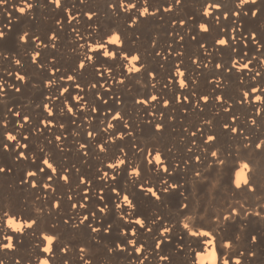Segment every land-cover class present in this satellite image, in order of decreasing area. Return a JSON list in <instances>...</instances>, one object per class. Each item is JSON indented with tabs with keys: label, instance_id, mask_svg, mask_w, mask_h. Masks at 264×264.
<instances>
[{
	"label": "bare ground",
	"instance_id": "1",
	"mask_svg": "<svg viewBox=\"0 0 264 264\" xmlns=\"http://www.w3.org/2000/svg\"><path fill=\"white\" fill-rule=\"evenodd\" d=\"M115 2L60 0L56 7L55 0H8L0 5V32L5 33L0 39V167L6 168L0 173V217L4 212L15 217L12 226L8 217L0 220V244L15 245L14 249L0 248V264H41L45 259L49 264H167L160 256L169 257L171 264H222L216 253L225 254L224 240L214 223L217 215L229 212L234 222L225 235L240 237L228 250L233 252L231 264L237 258L241 264H264V0H249L243 6L241 0H181L180 4L175 0H120L122 8H110ZM129 4L136 7L126 11ZM20 7L26 12H19ZM145 8L148 13L141 16ZM201 25H207L208 31ZM25 34L27 41L21 39ZM53 34L56 39H50ZM113 34H119L123 43L110 44ZM224 38L231 47L215 43ZM98 43L106 45L99 57L93 51ZM105 51L117 52V57H105ZM137 54L141 60L133 61L131 57ZM81 61L87 71L77 73L74 69ZM218 63L221 68L215 67ZM18 75L25 81L17 79ZM253 87L258 91L251 92ZM66 88L71 97L64 92ZM152 96L158 99L152 101ZM205 96L207 103L202 99ZM170 104L181 117L208 114L210 123L181 128L180 122L168 118ZM116 113L120 118L114 120ZM225 123L238 132L225 128ZM9 134L16 140H8ZM209 135L216 137L215 145L205 144ZM258 143L261 148L256 147ZM4 144L9 148L4 149ZM212 151L225 159L224 165L215 163ZM19 152L28 159L17 160ZM157 153L162 163L154 160ZM41 158L48 159L56 171L43 165ZM120 160L127 162V173ZM36 164L52 180L37 178L38 187L33 189L20 180L26 172L37 171ZM110 164L117 167L109 168ZM134 168L140 170V177L129 174ZM63 175L69 177L67 182L59 178ZM164 181L178 184L179 191L170 190L162 202L146 193L150 187L159 192L166 186ZM42 183L49 187H39ZM253 186L257 187L255 194L246 190ZM126 194L135 197L136 209L123 200ZM56 201L60 202L58 209L52 206ZM185 203H190L189 209L180 207ZM73 204L86 207L74 208ZM137 212L149 219L162 215L165 227L183 220L181 212L195 213L205 222L203 231L211 235L200 238L207 242L203 248L186 236L187 251L181 254L177 241L187 231H180L181 223L163 250L154 251L159 235L135 225L140 218ZM85 216L101 229L99 235L89 229V221L80 223ZM29 218L37 221L32 230L27 229ZM126 224L132 226L128 238L138 243L127 245L120 254L110 253L107 249L113 241L122 240V225ZM102 225H111L112 230L105 232ZM45 236L55 237L50 252L42 251L49 248ZM141 243L143 251L135 252L133 248ZM65 247L67 253L62 251Z\"/></svg>",
	"mask_w": 264,
	"mask_h": 264
},
{
	"label": "snow or ice",
	"instance_id": "2",
	"mask_svg": "<svg viewBox=\"0 0 264 264\" xmlns=\"http://www.w3.org/2000/svg\"><path fill=\"white\" fill-rule=\"evenodd\" d=\"M251 2H255V0H251ZM8 3V0H0V5H3V4H7ZM175 3L176 4H180L181 3V0H175ZM249 3V0H241V5L243 6L244 4H247ZM55 5L56 7H60V0H55ZM33 7L32 4H28L27 5V8L28 9H31ZM109 7L110 8H113V9H116V8H122L123 7V4L120 2V0H116L115 3H111L109 4ZM136 5L135 4H129L128 5V9H125L126 11L127 10H130V9H133L135 8ZM209 7H211V5H209ZM215 7L217 9H219L221 7V5L219 3H217L215 5ZM19 12L21 13H25L26 12V9L25 7H20L19 9ZM165 11H169V9H164ZM148 13V9L145 8L143 12L140 13V15H146ZM155 13H153L154 15ZM205 15H211V13H205ZM236 15H240V13H236ZM252 15L255 16L257 15V11H253L252 12ZM93 19L92 15L88 14V20L91 21ZM134 24H135V21H134ZM201 28L207 32L208 31V27L207 25H201ZM251 36V39L252 40H256V36L255 34H250ZM113 37H118L119 38V42H116L113 40ZM5 38V33L4 32H0V39H4ZM21 39L27 41L28 40V36L27 34H25L24 36L21 37ZM50 39H56V36L55 34L52 35V37H50ZM232 39H235V37H232ZM109 43L110 44H122L123 41L121 40V37L119 34H113V35H110L109 36ZM215 43L221 45V46H229L231 47V45H229V41L227 38H224V39H218L215 41ZM53 47H55V45H52ZM45 47H47V45H45ZM106 45L103 44V43H98L96 45V47L93 49V51L96 53V56L99 57L100 56V49H103L105 48ZM203 47V45H202ZM119 51H122V49H118L117 52ZM117 52H108V51H105L103 52V56L107 57V56H111L113 58H116L117 57ZM107 53V54H106ZM37 56L40 55V53H36ZM127 52H125V57H127ZM34 59V62H35V58ZM86 59L88 61H91L93 59V57H86ZM131 59L133 61H140L141 60V57L137 54V55H133L131 57ZM17 64H20V60H17L16 61ZM41 67H43V65H41ZM93 68H95V64L92 65ZM216 68H221L222 65L221 64H216L215 65ZM244 68H247L248 67V64H245L243 65ZM81 70H84V71H87V65L85 64V62L81 61L79 62L78 66L76 69H74V71H76L77 73L81 72ZM232 69L229 68L228 71H231ZM98 71V70H97ZM136 72H140L141 69L140 68H136L135 69ZM99 75L103 76V73L102 72H98ZM181 75H183V73H181ZM17 79H20L21 81H25V77L23 76H17L16 77ZM69 80H73L74 77L73 76H68L67 77ZM0 83H2V81H0ZM51 83V82H49ZM121 83H123V81H121ZM181 86H185V82L184 81H181ZM75 87L79 88L80 85L77 84L75 85ZM91 87H94V85H91ZM17 92L20 91L19 88L16 89ZM258 91L257 88L253 87L251 89V92H256ZM64 92L68 93L69 97H71V93L70 91L66 88L64 90ZM61 95L63 96L64 93H61ZM249 93H245V96H248ZM217 100L223 102V97L221 96H218V97H215ZM257 98V97H256ZM75 99H80L79 97H76ZM158 98L156 96H152L151 97V100L152 101H156ZM185 99H187L185 97ZM202 99L205 101V103H207L208 101V97L205 96V97H202ZM261 99V97H260ZM105 104H107V101H103ZM243 102V101H242ZM137 103H140V101H137ZM144 103H148V101H144ZM165 106H167V102H165ZM45 107H48L47 105H45ZM68 111L71 112L73 111V109L71 107L68 108ZM17 116L20 115V113H16ZM49 116H53V113L52 111L50 110L49 111ZM120 118V114L119 113H116L115 116H113V119L116 120V119H119ZM21 119H24V120H27L29 119V117L27 116H23L21 117ZM234 119V118H233ZM210 123V122H209ZM253 123H255V120H253ZM45 127H47V122H45ZM128 126L125 125V128H127ZM157 129H160L161 126L160 125H156L155 126ZM224 127L225 128H229V130L231 132H238V129L236 127H230L228 123H225L224 124ZM41 131H43V129H41ZM89 136H91V133H88ZM193 136L196 135V133H192ZM121 138H123V134H121ZM8 140H16V137L15 136H12L11 134L8 135L7 137ZM57 140L61 139V137H56ZM215 141H216V137L213 136V135H209L207 137V139L205 140V144H211V145H215ZM115 142V141H113ZM13 147H15V145H13ZM24 147H28L27 144L24 145ZM81 147H84V145H81ZM256 147L257 148H261L262 145L261 144H256ZM3 148L4 149H8L9 146L7 144H4L3 145ZM100 148L102 151H105V148H104V145L101 144L100 145ZM189 151H191L189 149ZM205 151H207V149H205ZM86 155V153H85ZM149 155H151V153H149ZM210 156L212 157H217V160L215 161V163H218L220 165H224L225 164V159H221L219 156H218V153L217 151H212L210 153ZM28 159V157L25 155L24 152H19L17 153L16 155V159L19 160V159ZM194 159L196 161H199L200 160V157L199 156H195ZM154 160L156 161V163H162V155L157 153L154 157ZM41 163L43 165H46L47 168L49 170H51L52 172H55L56 169L53 167V164L50 163V161L48 159H43L41 158ZM148 164H151L152 163V160H148L147 161ZM119 164L121 166H123L124 168V171L127 173V162L125 160H120L119 161ZM36 169L37 171H28L26 172V174L21 177V180H20V183L21 184H28L31 188L33 189H36L38 187L37 183H36V180L37 178H40L41 180L43 179H47V180H52V176L49 175L47 172H45V169L43 167H40L39 164H36ZM109 168H116L117 165L116 164H110L108 166ZM244 167L247 168L248 167V164H244ZM163 171L165 173L168 172V167L165 166ZM6 172V168L5 167H0V173H5ZM39 173H43V177H39ZM130 175L134 174L135 176L137 177H140L141 176V172L139 169H136L134 168L132 170V173H129ZM105 176H107V173L104 174ZM195 176L199 177L201 176V173L200 172H195ZM60 179H63L65 182H67L69 180V177L67 175H63L61 177H59ZM112 180L113 181H116V176H113L112 177ZM30 181V183H29ZM81 183H86V181H84L83 179H81ZM135 181H133V185L135 186ZM249 183V181L245 180L244 181V184L247 185ZM164 184L166 185L165 187H163L159 192H157L155 189L153 188H148L146 189V193H150L151 194V197L152 198H155L156 201H159V202H162V197L166 196V195H169L170 194V190L171 191H176L178 192L179 191V185L178 184H172V185H168L167 184V181H164ZM39 187H42V188H48L49 185L47 183H42L41 185H39ZM236 187L237 188H240L241 185H240V182L237 183L236 182ZM140 188L143 191V184L140 185ZM115 190V189H113ZM247 191H249L250 193H253L255 194L256 191H257V187L256 186H253L251 188H247L246 189ZM53 191H55V189H53ZM99 199L102 201L103 200V197H99ZM123 200L128 204V206L132 209H136L138 207V205L134 202L135 201V197L133 196L132 198H130L129 195H124L123 197ZM53 207L55 208H59L60 207V202L59 201H56L53 205ZM86 207V205L84 204H73L72 207ZM117 207H120V205H117ZM180 207H182L183 209H189L190 208V203H185V204H182ZM101 213L104 212V209L101 208L99 210ZM92 216H95L96 213L95 212H92L91 213ZM136 215L140 218L136 219L134 221L135 225H137L140 229L144 230V231H147L149 233H153L154 230H155V234H158L159 235V239L155 242L154 244V251L155 249H161L163 250V247L169 242L170 239L174 238L176 236V232H177V229H180V225L181 223L183 224V228L180 229V231H184V230H187L186 232H184V235H181L179 236L178 238V241H177V251L181 254H183L184 252L187 251V245L185 243V237H189L191 238V241L195 244H197L199 247L203 248L205 243H207L206 241L200 239L201 237H207L209 235H211V233L209 232H205L203 231V228L206 226L205 225V222L203 220L202 217H200L198 214H193V215H188L187 212H181L180 213V216L184 217L183 220H180V219H177L176 220V223L170 227H165V218L160 215V216H154L152 217L151 219H149L148 217H142V215L137 212ZM237 217L239 216V213L237 212L236 213ZM257 216L260 215V213H256ZM4 217H8V224L9 226H12L13 225V221L15 220V217H12V216H9L8 212H4V216L3 217H0V220H3ZM85 221H89V217L88 216H85L81 221L80 223L81 224H84ZM146 221H147V224H151L153 225V227H148L147 224H146ZM191 222V227H190V223ZM234 222V218L232 217V213L229 212L228 215H217L216 216V222L214 223V226L219 228L220 230V233L222 234V237H223V240L224 242L221 244V248L225 250V254L221 255V253L217 252L216 253V256L222 260V264H231V261L233 259V252H230L228 250H231L233 249V244L238 242L240 237L238 236H227L225 235L227 233V229L228 227ZM37 221L35 219H31L29 218V222L27 223V229L29 230H32L33 229V226L36 225ZM67 223V221H66ZM87 226L89 227V229L92 231V232H95L99 235L100 233V228H96V227H93L91 225V222L89 221V223L87 224ZM103 228V230L105 232H110L112 230V226L111 225H102L101 226ZM132 226L131 225H122V228L124 229V231L122 232V240H117V241H113L112 242V245L107 249L110 253H113V254H120L124 251L127 250V245L129 244H132L133 246H135L138 241L136 239H129L128 238V230L131 228ZM193 228H196V229H199V230H192ZM18 230L20 231H23V226H19L18 227ZM132 236L135 237L136 236V232L135 231H132ZM51 237V236H45V239L48 240V238ZM7 240L9 241H12L13 240V237L12 236H7L6 237ZM215 239V238H214ZM252 240H255L256 237H252L251 238ZM55 240V237H52V241ZM9 245H11V247H9ZM15 245L14 243H7V244H0V248H7V249H14ZM143 248H144V245L141 243L139 247H134L133 250L137 253H140L143 251ZM42 251L44 252H50L51 249L49 250L48 247L44 248ZM63 252L67 253L68 249L65 247L62 249ZM81 252L84 251V249H80ZM252 255H255V253H251ZM242 255V253L240 254ZM160 260L162 261H167V264H171V260L169 259V257H166V256H160L159 257ZM68 257L66 256L65 257V260H67ZM81 260H83V257H81ZM47 261V264H49V261L47 259L43 260L41 262V264H44V262ZM87 264V262H86ZM235 264H241V260L239 258L235 259Z\"/></svg>",
	"mask_w": 264,
	"mask_h": 264
},
{
	"label": "rangeland",
	"instance_id": "3",
	"mask_svg": "<svg viewBox=\"0 0 264 264\" xmlns=\"http://www.w3.org/2000/svg\"><path fill=\"white\" fill-rule=\"evenodd\" d=\"M169 102L171 104L173 103L171 100H169ZM174 102H176V99ZM171 104L168 105L171 109V114H170L171 116L169 115L168 118L173 119V120L175 119L176 122H178V123L180 122L182 124L181 128H190V124L195 123V122H197V124H198L195 126V128H200L201 123L210 121V117L208 116V114H204V115L199 116V114H196V113H192V114L191 113H189V114L185 113V115H187V116L181 117L180 114L175 113L176 110H175V108L171 107L172 106ZM180 112H181V114H184L183 110H181ZM175 116L177 118H175ZM173 128H177V127H173Z\"/></svg>",
	"mask_w": 264,
	"mask_h": 264
},
{
	"label": "clouds",
	"instance_id": "4",
	"mask_svg": "<svg viewBox=\"0 0 264 264\" xmlns=\"http://www.w3.org/2000/svg\"><path fill=\"white\" fill-rule=\"evenodd\" d=\"M113 40L116 41V42H119V38H118V37H113ZM106 54H107V53H106ZM130 70H131V69H130ZM256 99L259 100L260 97L257 96ZM239 182H240V181L237 180V183H239ZM16 227H19V226L17 225ZM48 242H49V250H50V249H51V248H50V245H51V243H52V237H49V238H48ZM9 247H11V245H9ZM44 264H47V261H45Z\"/></svg>",
	"mask_w": 264,
	"mask_h": 264
}]
</instances>
